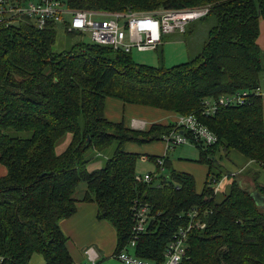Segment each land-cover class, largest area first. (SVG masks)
<instances>
[{
	"label": "trees",
	"instance_id": "1",
	"mask_svg": "<svg viewBox=\"0 0 264 264\" xmlns=\"http://www.w3.org/2000/svg\"><path fill=\"white\" fill-rule=\"evenodd\" d=\"M66 4L103 14L208 7L210 13L201 21L212 25L197 54L169 69L161 54L157 67L138 65L129 54L92 43L77 42L56 52L53 28L38 30L23 22L0 29V164L7 170L0 178V264H30L34 255L43 264H74L60 224L75 214L79 201L94 203L97 219L113 227L115 254L129 251L137 202L150 216L132 249L139 258L162 263L166 247L195 211L187 256L179 264H264V207L251 197L257 192L264 198V96L255 94L258 88L264 91V51L257 44L264 0ZM243 92L248 93L243 104L217 105ZM106 99L192 115L207 128L217 142L195 144L197 162L208 167L202 192H196L192 176L174 171L167 157L163 170H170L168 177L157 168L149 184L139 182V155L126 152L125 146L161 141L175 125L134 130L109 122L103 111ZM204 100L217 106L209 116L203 114ZM68 136L67 147L58 154ZM234 153L253 168L228 177L216 161L228 166V155ZM97 160H103L101 167L89 171ZM226 176L229 190L217 202L215 185ZM82 184L85 190L78 198Z\"/></svg>",
	"mask_w": 264,
	"mask_h": 264
},
{
	"label": "built area",
	"instance_id": "2",
	"mask_svg": "<svg viewBox=\"0 0 264 264\" xmlns=\"http://www.w3.org/2000/svg\"><path fill=\"white\" fill-rule=\"evenodd\" d=\"M210 13L208 7L186 10H162L156 13H93L69 8L66 0H0V29L12 28L20 23H28L38 30L53 28L57 32L61 25L65 33H75L79 36H88L91 43L110 48L114 52L131 55L136 52L155 51L163 42V37L175 33H184L187 27ZM98 18V19H95ZM255 94L264 96V91L258 88ZM248 93L243 92L220 99L217 105L227 106L243 104ZM216 104L204 100L203 114L209 116L216 110ZM175 128L163 141L168 145V150L185 144H200L211 147L216 144V137L201 125L194 116H179ZM146 122L132 120L134 130H143ZM189 133L190 136L184 134ZM226 164V161H222ZM154 164L160 171L164 168V158H155ZM242 170V169H241ZM241 170H231L229 176H235ZM152 173L137 176L139 182L149 184L153 178ZM223 177L216 183V195L228 177ZM133 233L128 242V247L134 249L141 233L145 232L150 219L149 210L145 205L134 203L132 208ZM196 216L195 211L188 214L189 224L180 229L174 239L164 251V260L160 264H179L187 256V236L192 228ZM87 261L82 264H96L97 255L92 249L86 251ZM123 264H156L153 261L139 258L129 251L123 250L116 254Z\"/></svg>",
	"mask_w": 264,
	"mask_h": 264
},
{
	"label": "crops",
	"instance_id": "3",
	"mask_svg": "<svg viewBox=\"0 0 264 264\" xmlns=\"http://www.w3.org/2000/svg\"><path fill=\"white\" fill-rule=\"evenodd\" d=\"M189 30L186 29L185 32H188ZM185 32L175 33L167 36H175L177 38H175L174 41H182L181 37L185 34ZM163 44L164 42H162V44L155 51L157 52L160 47H163ZM257 44L262 50H264V20H261L259 24V37ZM260 86L264 90V76L262 77ZM103 111L104 117L107 121L112 123H123L129 128H132V120L144 121L146 122V126L143 130L148 129L153 124H160L164 126L168 124L174 125L177 118L179 117L173 113L149 107L128 105L114 99L105 100ZM69 140L70 136H68L66 140L57 147L56 151L58 154L65 150ZM174 149L175 148L168 150V145L163 140L150 142L143 145L128 143L125 146L126 152L139 155V159L135 168L137 176L141 177L145 173L155 174L157 169L154 164V159L158 157H167L171 162V167L174 171L188 174L194 178L196 192L200 194L207 181L208 167L204 164H200L197 162V160H182L181 154H179L177 159L172 161L170 156ZM151 159H153V161ZM98 163L99 162L89 165L88 170H95L89 169L91 166L93 168H98ZM248 166L252 167V163L246 161V159L239 154L234 153L228 155V166H226L228 172L235 170V168H237V170H243ZM6 173V168L0 164V178L4 177ZM263 182L264 175H262L260 179V183ZM80 189L82 191L79 192L80 194L77 196L78 198H81L83 194L82 192L85 190V185L82 184ZM228 190L229 183L225 182L215 195L216 201L219 202L223 198V195L228 192ZM96 213L97 208L94 203L79 201L76 205L75 214L72 217L62 221L60 224L62 232L68 238L66 247L70 256L72 257L74 264H82L86 262V251L89 249H92L98 257L96 264H99V262L107 264H123L118 259H116L115 250L117 240L115 230L107 222L98 220ZM129 252L133 253L131 248H129ZM34 256L32 257L30 264H43V259L40 260L38 258L37 260H34Z\"/></svg>",
	"mask_w": 264,
	"mask_h": 264
},
{
	"label": "rangeland",
	"instance_id": "4",
	"mask_svg": "<svg viewBox=\"0 0 264 264\" xmlns=\"http://www.w3.org/2000/svg\"><path fill=\"white\" fill-rule=\"evenodd\" d=\"M95 19H98V18H95ZM211 23H212L211 20L205 21V22L201 20L196 21L187 27V30H189L190 28L191 32L190 34L186 35L185 40L183 39V37H181L182 41H174V39L177 37L164 36L163 37V42H164L163 47H160V49H158L157 52L156 51H151V52L133 51L131 54V59L134 63L138 65H148L151 67H157L159 64V55L161 54L160 56H163L162 65L165 69H169L179 64L186 63L190 57H194V55H196L197 52L199 51L201 43H203L206 39V36L208 33V27L212 25ZM13 27L16 28L17 25ZM77 35L75 37L68 36L65 33L63 27L60 25L58 27V30L55 36V51L61 52V51L67 50L71 48L74 44H76L77 42L91 44V41L88 36H79V35L77 36ZM179 154H181L182 160L195 161V160H198V157H199L198 149H196V147L191 144L176 146L170 156V159L172 161L174 159H177L179 157ZM217 158H220V155H217ZM97 161H99L98 166L101 167L103 160H97ZM216 162L223 169L224 168L226 169V164H224L222 161L220 162L216 161ZM98 168H93L91 166L89 169H98ZM161 172H163L162 177L164 178L170 175L169 169H164ZM153 175L157 176L158 174L155 173ZM158 177L156 179L157 182L160 180V178ZM81 191L82 190L79 187L78 192H81ZM34 258H35L34 260H37L38 258L42 260V257L41 256L39 257L38 255L34 256ZM99 264H107V263L99 262Z\"/></svg>",
	"mask_w": 264,
	"mask_h": 264
},
{
	"label": "water",
	"instance_id": "5",
	"mask_svg": "<svg viewBox=\"0 0 264 264\" xmlns=\"http://www.w3.org/2000/svg\"><path fill=\"white\" fill-rule=\"evenodd\" d=\"M252 199L254 200V202L256 203V205L260 206V207H264V198L259 195L257 192H253L251 194Z\"/></svg>",
	"mask_w": 264,
	"mask_h": 264
}]
</instances>
